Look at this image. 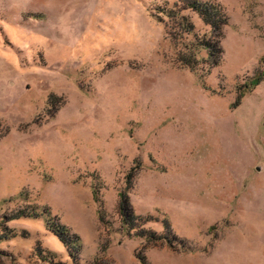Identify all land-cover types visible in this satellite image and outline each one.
<instances>
[{
  "label": "rangeland",
  "instance_id": "374dc122",
  "mask_svg": "<svg viewBox=\"0 0 264 264\" xmlns=\"http://www.w3.org/2000/svg\"><path fill=\"white\" fill-rule=\"evenodd\" d=\"M200 1L220 31L182 0H0V220L49 209L81 248L21 218L0 264H264V0Z\"/></svg>",
  "mask_w": 264,
  "mask_h": 264
},
{
  "label": "trees",
  "instance_id": "16d2710c",
  "mask_svg": "<svg viewBox=\"0 0 264 264\" xmlns=\"http://www.w3.org/2000/svg\"><path fill=\"white\" fill-rule=\"evenodd\" d=\"M185 4L184 8H190L196 12L203 18L205 23L209 24L213 30L216 32L217 30H221V27L227 23V20L224 15L219 12L218 8H216L211 3L202 2L200 0H182ZM189 25V24H188ZM191 27V26H190ZM192 28V27H191ZM189 29V26L186 28ZM206 48L209 50V55L211 58H214V65L219 63L220 55L222 53L220 43L218 41L217 44L207 43ZM195 59H190L186 56H181L180 61L187 66L193 67L192 61ZM195 64V63H194ZM257 81L259 79H256ZM250 85H253V81L250 82ZM133 172V171H132ZM133 177V173L128 174V181H130ZM120 201H119V208H120V215L122 221L123 229L130 233L131 231L136 230V234L140 237H146L148 240H168V233L167 235H161L157 232L146 230L143 228V225L148 221H151L152 217L150 216H137L135 215L133 208L130 203V199L126 192H120ZM41 218L44 217L46 219L47 228L66 246L69 248V252L72 257L80 252V238L78 235L71 233V230L65 226L64 224L57 221L55 218L50 216V210L44 209L43 211L39 212L32 207L28 208H21L15 212H12L7 217L0 220V226L3 229L4 233L0 234V242L3 240H7L10 237V233L14 230L8 228L6 225L7 222L18 220L21 218ZM164 228L166 231L170 232V223L167 219L163 220ZM41 254V252H40Z\"/></svg>",
  "mask_w": 264,
  "mask_h": 264
}]
</instances>
